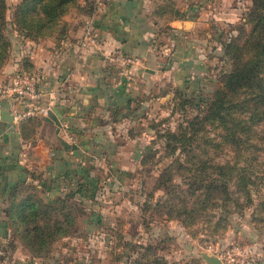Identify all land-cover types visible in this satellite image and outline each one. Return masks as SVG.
<instances>
[{
	"label": "rangeland",
	"instance_id": "374dc122",
	"mask_svg": "<svg viewBox=\"0 0 264 264\" xmlns=\"http://www.w3.org/2000/svg\"><path fill=\"white\" fill-rule=\"evenodd\" d=\"M101 1H67L46 30L50 34L31 38L14 24L13 12L20 0H5L3 35L8 46L0 75L9 64L15 65L14 71L31 69L26 41L60 39L67 30L71 33L70 22H75L78 8L89 6L94 13ZM146 3L152 8L154 4L160 6L157 9L163 14L171 16L177 12L196 20L187 36L193 42L194 55L177 69L153 67L155 75L148 77L145 90L134 95L128 107H123L126 116L118 123L117 130L112 128V137L104 142H92L83 164L76 157L77 163L70 169L69 177L64 175L56 181L45 176L33 179L46 202L63 195L81 202L75 228L39 257L26 252L17 238L4 236L0 238V264H132L142 251L137 244L147 243L156 245L155 252L168 262L208 264L201 257L204 254L219 258L221 264H264V221H260V218L264 220V213L257 208L264 197V167L254 163L249 155L237 157L230 152L214 157L230 163L236 159L241 166H249L254 183L247 199L243 191L229 185L228 200H216L218 205L207 210V218L200 216L184 224L183 215L177 217L171 213L167 217L170 196L156 185L159 171L173 157L184 156L177 149L171 153L165 147V142H169L166 137L171 133L179 137L191 117L201 116L200 110L219 86L220 75L230 69V59L224 54L225 44L239 30L246 32L250 27L247 14L251 0H146ZM165 23L160 20L159 28L167 32L170 27ZM86 24L91 25V21L86 19L82 30ZM168 37L169 34H164V38ZM178 70L182 73L174 75ZM208 130L212 136L214 130ZM200 138L197 132L190 142H201ZM37 175L41 174H34ZM183 177L187 178V173H176L171 183L185 188L180 183ZM183 198L191 200L184 193ZM5 204L6 201L0 216H4L8 225Z\"/></svg>",
	"mask_w": 264,
	"mask_h": 264
},
{
	"label": "crops",
	"instance_id": "0c3cea01",
	"mask_svg": "<svg viewBox=\"0 0 264 264\" xmlns=\"http://www.w3.org/2000/svg\"><path fill=\"white\" fill-rule=\"evenodd\" d=\"M159 7L154 4L152 8L146 0H102L88 17L77 12L75 22H70L71 33L67 30L60 39L25 42L30 68L42 72L39 89L51 110L43 118L0 120V210L9 187L28 178V172L40 173L39 179L45 176L51 181L69 177L77 158L83 164L92 142L112 137V128L117 130L126 116L123 107H128L134 95L145 90L148 77L155 75L153 67L177 69L194 55L193 42L187 36L196 20L177 12L163 14ZM86 19L103 49L117 46L138 57L133 83L117 85L114 72L99 53L78 46ZM160 20L169 25L167 32L160 30ZM164 34L169 37L164 38ZM161 39L167 41L162 43ZM14 67L9 64L1 70L0 82ZM180 73L182 70L174 71V75ZM0 110L12 116L19 106L0 100ZM4 236L12 238L2 215L0 238Z\"/></svg>",
	"mask_w": 264,
	"mask_h": 264
},
{
	"label": "trees",
	"instance_id": "16d2710c",
	"mask_svg": "<svg viewBox=\"0 0 264 264\" xmlns=\"http://www.w3.org/2000/svg\"><path fill=\"white\" fill-rule=\"evenodd\" d=\"M67 1L72 0H20L13 12L14 24L28 37H45ZM83 7L77 10L86 16L93 12L92 7ZM5 11V0H0V66L8 46L3 35ZM247 16L251 21L249 29L239 30L224 46L230 69L220 75L219 86L200 110L201 116L191 117L179 137L173 133L166 137L169 142H165V147L171 153L177 149L184 156L173 157L159 171L156 185L170 196L167 217L171 213L177 217L183 215L184 224L200 216L207 218L206 212L217 204L216 200H228L229 185L243 191L246 199L249 195L254 183L250 178L253 170L241 166L236 159L231 163L227 159L216 160L218 153L232 152L237 157L246 153L254 163L264 167V0H251ZM208 128L214 130L212 136ZM197 132L201 142H190ZM183 172L187 178L183 177L180 183L185 188L171 183L174 174ZM27 174L28 178L9 187L4 210L11 235L31 256L39 257L56 240L73 232L81 202L65 195L44 201L33 182L39 175ZM183 193L191 200L184 199ZM257 208L264 213V197ZM260 221L263 223V218ZM155 246L137 244L142 251L132 264H180L166 261L155 252Z\"/></svg>",
	"mask_w": 264,
	"mask_h": 264
},
{
	"label": "built area",
	"instance_id": "2783aa9c",
	"mask_svg": "<svg viewBox=\"0 0 264 264\" xmlns=\"http://www.w3.org/2000/svg\"><path fill=\"white\" fill-rule=\"evenodd\" d=\"M78 46L92 48L98 52L104 63L114 72L117 85L126 87L134 82L133 70L139 65L138 57L117 46L103 49L90 24L84 26L78 38ZM41 78L40 69L16 70L2 78L0 100H11L19 106V110L12 115L13 119L22 120L48 116L51 110L50 103L43 102V93L39 89Z\"/></svg>",
	"mask_w": 264,
	"mask_h": 264
},
{
	"label": "water",
	"instance_id": "95a60500",
	"mask_svg": "<svg viewBox=\"0 0 264 264\" xmlns=\"http://www.w3.org/2000/svg\"><path fill=\"white\" fill-rule=\"evenodd\" d=\"M12 119L11 114L7 110H0V120L4 122H10ZM201 257L208 264H221L220 260L215 256H207L202 254Z\"/></svg>",
	"mask_w": 264,
	"mask_h": 264
}]
</instances>
